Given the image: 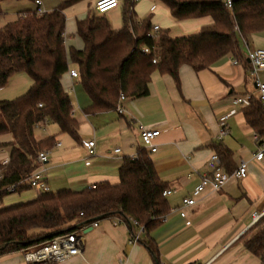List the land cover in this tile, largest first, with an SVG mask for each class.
Masks as SVG:
<instances>
[{
  "label": "crops",
  "instance_id": "1",
  "mask_svg": "<svg viewBox=\"0 0 264 264\" xmlns=\"http://www.w3.org/2000/svg\"><path fill=\"white\" fill-rule=\"evenodd\" d=\"M4 0L0 4V29L13 22L25 11L50 12L67 0ZM91 10L82 8L79 2L65 8L64 46L82 49L83 42L76 34V22L92 15L96 0H88ZM129 0L103 14L113 30L123 27L122 13ZM132 1V0H131ZM88 5V6H89ZM158 8L156 0L133 1V20L140 23L150 15L152 25L159 23L152 18ZM167 29L171 37L186 36L199 31L211 23L209 16L194 19L174 20ZM238 35V48L207 69L193 70L182 65L178 81L169 75L153 71L148 83V94L141 98H126L121 102L123 113L109 110L86 113L90 99L82 89L78 78L66 72L61 79L69 95L72 115L76 119L78 138L61 133L50 121L37 124L46 130L43 140L54 137L59 147L49 148L47 185L55 191L82 190L99 182H118L119 168L124 159L136 155L140 145L142 128L158 129L154 140L157 150L149 153L156 172L170 191L165 196L169 212L162 223L152 232L160 264H261V261L243 245L241 236L253 225L257 216L264 214V160L256 161L253 154L257 143L253 132L245 122L242 109L235 107L233 99L241 95H255L254 76L246 58L249 49H264V30ZM238 64H233L232 60ZM76 66L69 63V69ZM257 76L264 81V71ZM16 89L27 91L31 85L28 77H21ZM2 88L0 89V92ZM24 93V92H23ZM225 117L227 135L219 137V119ZM51 128V130L49 129ZM11 139L9 134L0 136V141ZM94 141V153L88 154L83 142ZM119 152H115V149ZM221 148L229 151L221 167L225 172H234L243 162L247 173L244 178L230 177L218 191L205 189L192 206H183L200 178L206 174V162L212 152L219 155ZM1 156H3L1 158ZM8 157V148L0 149V164ZM221 160V157H220ZM4 198H13L6 205L27 201L37 195L35 189L27 187ZM5 206V204H2ZM186 218L179 215V209ZM113 218L98 220L96 227L82 231L81 254L56 264H154L141 242L144 236L139 226L114 224ZM186 221L189 224H186ZM139 240L130 243L132 235ZM0 264H25L21 251L0 256Z\"/></svg>",
  "mask_w": 264,
  "mask_h": 264
},
{
  "label": "trees",
  "instance_id": "2",
  "mask_svg": "<svg viewBox=\"0 0 264 264\" xmlns=\"http://www.w3.org/2000/svg\"><path fill=\"white\" fill-rule=\"evenodd\" d=\"M79 1H64L41 14L25 11L0 29V89L17 72H24L31 80L20 96L0 100V136L11 137L7 142L0 141V149L8 148L9 158L7 165H0L1 204L9 186L15 185L16 191L28 187L26 180L37 166V152L54 146L53 136L36 139L34 129L38 123L53 122L61 133L78 138L70 97L61 83L70 62L76 66L79 83L90 99L86 113H100L116 110L120 95L130 99L146 96L153 71L178 81L182 65L199 71L233 54L238 48L235 27L242 38L264 30V0H231V7L222 0H158L174 20L209 16L212 21L190 35L171 37L167 29H160L156 38H151L150 18L136 23L131 13L133 1L129 0L119 30H113L103 14L78 20L76 34L83 47L67 52L64 10ZM144 45L151 49L149 54L142 52ZM153 58L157 59L155 63ZM242 112L247 125L264 140L261 100L252 95ZM218 153L222 162L229 157L227 149L221 148ZM136 155L135 159L123 160L115 184L104 181L77 191L38 192L30 200L1 205L0 256L36 248L92 221L119 217L131 225L127 219L130 217L142 226L141 242L153 263L160 264L151 235L169 212L162 195L166 184L145 148L139 146ZM240 239L246 250L264 264V214Z\"/></svg>",
  "mask_w": 264,
  "mask_h": 264
},
{
  "label": "built area",
  "instance_id": "3",
  "mask_svg": "<svg viewBox=\"0 0 264 264\" xmlns=\"http://www.w3.org/2000/svg\"><path fill=\"white\" fill-rule=\"evenodd\" d=\"M132 1H142V0H132ZM226 7H231V0H222ZM36 5H40L39 0L34 1ZM121 3V0H96L93 6V11L97 14H104L114 8H117ZM235 31L238 32L237 28H234ZM159 31L158 25H153L151 31L148 36L151 38H156ZM142 52L144 54H149L151 49L144 45L142 46ZM246 58L252 68V73L254 76V86H255V95L261 100L262 105L264 106V81L261 80L257 76L258 71H264V49H249L246 53ZM156 58L152 59V62H156ZM233 64H238L237 60H232ZM68 74L70 77L78 78V72L76 69H69ZM252 95H241L237 96L233 99V103L236 108L243 109L248 105V101ZM126 98L123 95H120V104L117 106L116 111L119 114L123 113V108L121 102ZM224 119L225 117H221L219 119L220 129L218 136L223 137L227 135L228 129L224 128ZM160 134V130L158 129H146L142 128L140 130L139 139L141 147L145 148L148 153L155 152L157 150V146L154 142L156 137ZM253 139L257 143L256 150L253 154V158L256 161L264 160V140L261 139L258 132H253ZM84 146L88 149V154L92 155L94 153V141L86 140L83 142ZM60 143L55 142L52 148L59 147ZM120 150L117 148L115 152H119ZM50 149L44 148L37 152L36 154V168L31 173L29 178L26 180V184L29 188L35 189L37 192H50L49 187L47 185V171H46V163L48 161ZM137 155L132 156V159H135ZM9 158H5L2 160L0 164L2 167L7 165ZM207 172L201 178L199 183L193 188L191 194L182 200L183 206H192L195 203L196 197H198L205 189L209 188L213 191L220 190L225 183L228 181L230 177H235L237 179L244 178L247 173V168L245 163H241L238 168L232 172L227 173L221 167V160L217 153L212 152L206 162ZM1 170L0 168V178H1ZM24 184V183H21ZM7 194H12L16 191V186L11 185L7 189ZM170 193L169 190L165 189L162 192L163 196H166ZM1 206V203H0ZM179 215L182 218H186V213L181 209L178 210ZM260 216H257L255 220H258ZM128 221L131 225L139 226L140 231L143 229L135 220L128 217ZM114 224H124L125 220L119 217H113ZM186 224H189L186 221ZM98 225V221H92L89 224H83L79 226L78 230L70 233L58 234L54 236L49 241L40 244L36 248H28L25 250H21L22 258L25 264H56L64 262L68 259L77 257L81 254L82 247V231L85 227L91 226L96 227ZM139 240L138 234H134L130 238V243H136Z\"/></svg>",
  "mask_w": 264,
  "mask_h": 264
},
{
  "label": "rangeland",
  "instance_id": "4",
  "mask_svg": "<svg viewBox=\"0 0 264 264\" xmlns=\"http://www.w3.org/2000/svg\"><path fill=\"white\" fill-rule=\"evenodd\" d=\"M88 0H80L79 4L82 8H86L87 11L91 10V6L88 3ZM156 3H158V8L157 10L153 13L154 16L152 18L153 21H157L159 23V25L163 28H168L171 25H168L172 22V17L170 16L168 9L162 4L160 3L158 0H156ZM89 5V6H88ZM94 13V15H101V14H97L94 11H91V14ZM146 17H150V15L145 16ZM143 18V19H144ZM158 25V26H159ZM77 70V69H76ZM21 77H28L24 72H17L15 74H13L12 76H10V78L8 79L6 85L2 88V91L0 92V100H11L14 99L18 96H20L21 94H23V92L25 91H20V89H16V82H20L22 83V78ZM29 79V77H28ZM51 130V128H49ZM52 131V130H51ZM35 134L37 137H44V135L46 134V130L42 129V127H37L35 129ZM3 156H1L2 158ZM52 193H55L56 191L54 189L51 188ZM14 195L12 197L16 198L17 197V193L15 194H11ZM4 198L2 204H8L9 202H11V200H13V198ZM1 204V205H2Z\"/></svg>",
  "mask_w": 264,
  "mask_h": 264
},
{
  "label": "water",
  "instance_id": "5",
  "mask_svg": "<svg viewBox=\"0 0 264 264\" xmlns=\"http://www.w3.org/2000/svg\"><path fill=\"white\" fill-rule=\"evenodd\" d=\"M90 229H91V226H88L86 230L88 231V230H90Z\"/></svg>",
  "mask_w": 264,
  "mask_h": 264
}]
</instances>
